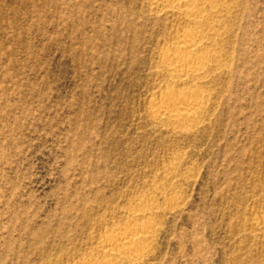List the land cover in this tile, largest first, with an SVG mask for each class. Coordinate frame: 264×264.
Here are the masks:
<instances>
[{"label": "rangeland", "instance_id": "1", "mask_svg": "<svg viewBox=\"0 0 264 264\" xmlns=\"http://www.w3.org/2000/svg\"><path fill=\"white\" fill-rule=\"evenodd\" d=\"M153 1L0 0V264H100L142 223L109 262L264 264V0L207 8L221 66L179 83L162 57L192 26ZM194 91L198 124L152 115Z\"/></svg>", "mask_w": 264, "mask_h": 264}, {"label": "bare ground", "instance_id": "2", "mask_svg": "<svg viewBox=\"0 0 264 264\" xmlns=\"http://www.w3.org/2000/svg\"><path fill=\"white\" fill-rule=\"evenodd\" d=\"M218 2L219 0L153 1L152 4H155L154 6H156L159 11L165 10L167 12L178 14L189 23V26H192L191 31L183 33L174 41H172L171 44L169 43L168 51L165 53L164 57H162V64L168 69L171 75V79H174L175 83H179L180 81H186L191 76L195 79L204 78L209 68L214 69L216 67L217 69L221 66V63L219 61L214 60L217 62H215V67H213L214 61L211 59V54H214V51L216 50L215 48H213L214 43L210 44L212 48L206 47L207 42L205 39L208 37L205 35V38L204 34L201 35L199 31L193 30V28L195 29L196 27H199L200 25H203L207 22L203 18V13L204 11H206L207 8L212 9V12L213 14H215L216 18L217 11L215 10V7L218 6ZM208 23L209 22H207L206 25H208ZM208 27L212 32H214V34H216L218 26H216L215 22H213ZM201 47H204L205 50H201ZM202 93H200V91H194L182 94L170 93L166 95H160L157 97L156 103L154 104L153 112L151 113H153L152 115L159 121H165L168 123L170 122L172 124H198L200 112L202 110L201 108L204 104V95L202 96ZM137 213L139 214V212ZM262 221L264 223V220ZM136 223L138 224V222ZM142 225H139L141 226V228H138V226H135L134 224L135 227L128 226L124 229H121V231L119 232L117 231L118 233L113 234L110 237L108 236V238L104 240V243L102 245L103 255L107 256V258L108 256H110V260L112 258H115L116 260H121L122 258L127 257L130 262L138 261L143 256V244L147 240H149L151 232L150 225L146 224L143 227ZM112 232H114V230ZM109 261H103L100 264L120 263L119 261H117L116 263ZM83 264L91 263L87 261Z\"/></svg>", "mask_w": 264, "mask_h": 264}]
</instances>
